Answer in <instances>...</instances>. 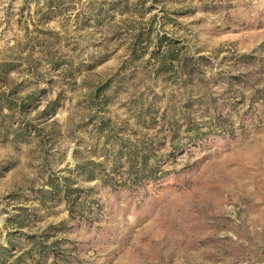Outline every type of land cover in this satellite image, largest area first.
Instances as JSON below:
<instances>
[{
    "label": "rangeland",
    "instance_id": "1",
    "mask_svg": "<svg viewBox=\"0 0 264 264\" xmlns=\"http://www.w3.org/2000/svg\"><path fill=\"white\" fill-rule=\"evenodd\" d=\"M0 264H264V0H0Z\"/></svg>",
    "mask_w": 264,
    "mask_h": 264
}]
</instances>
